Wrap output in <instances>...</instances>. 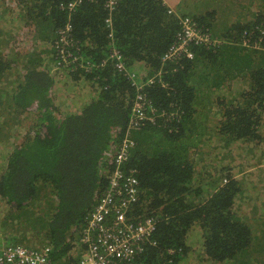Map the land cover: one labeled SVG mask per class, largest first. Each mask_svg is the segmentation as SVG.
Wrapping results in <instances>:
<instances>
[{
  "label": "trees",
  "instance_id": "16d2710c",
  "mask_svg": "<svg viewBox=\"0 0 264 264\" xmlns=\"http://www.w3.org/2000/svg\"><path fill=\"white\" fill-rule=\"evenodd\" d=\"M74 1L0 2V22L10 15L0 23V116L8 117L0 132L4 136L8 125L12 140L17 127L24 129L0 155V200L9 210L0 235L25 247L37 239L54 261H67L107 192L128 135V160L120 168L139 182L129 217L156 223L152 244L135 262L264 261V229L255 225L261 218L250 219L241 207L250 197L230 172L218 178L229 165L211 166L214 150L227 151L219 153L222 165L232 161L236 144L251 148L247 156L261 149L264 50L252 47L264 48V0H221L218 10L195 9L189 17L208 41L191 44V59L167 61L182 26L163 0H115L113 9L106 0H82L70 11ZM227 2L228 9L248 14L219 33L215 20ZM114 51L124 71L111 58ZM246 77L250 92L235 97L233 83ZM139 97L155 113L132 129Z\"/></svg>",
  "mask_w": 264,
  "mask_h": 264
},
{
  "label": "built area",
  "instance_id": "2783aa9c",
  "mask_svg": "<svg viewBox=\"0 0 264 264\" xmlns=\"http://www.w3.org/2000/svg\"><path fill=\"white\" fill-rule=\"evenodd\" d=\"M82 0L70 3L68 9L73 11ZM106 6L113 9L115 0H106ZM110 23V19L107 21ZM182 30L178 34L176 44L164 57V61L184 55L192 58L191 44L208 41L201 33L198 26L185 18L181 22ZM70 30L68 27L67 31ZM65 34V43H66ZM111 58L117 62L119 70L124 71L123 58L114 51ZM153 83V80H152ZM140 101L141 97L138 98ZM142 102V101H141ZM135 102L133 116L130 122L132 129H137L140 123L152 116L155 111L146 102ZM153 120V118L151 119ZM129 136L122 143L117 152L113 170L109 171V186L105 195L99 200L94 208L91 219L84 230V243L87 251L78 262L73 264H116L109 261L110 257L116 259L127 258L130 261L135 258L137 252L144 253L152 244L155 219H131V209L138 202L139 182L133 175H128L120 167L128 160L127 153L131 147ZM0 264H65L54 261L50 248L43 250H31L28 247L12 244L0 247ZM131 264H148L136 262Z\"/></svg>",
  "mask_w": 264,
  "mask_h": 264
},
{
  "label": "rangeland",
  "instance_id": "374dc122",
  "mask_svg": "<svg viewBox=\"0 0 264 264\" xmlns=\"http://www.w3.org/2000/svg\"><path fill=\"white\" fill-rule=\"evenodd\" d=\"M6 0H0V2H4ZM166 6L170 7L169 0H163ZM179 5L178 8L173 11V13L180 14L179 18L183 17H189L195 9H198L200 11L207 10V9H217L221 5V0L219 2H216L214 4H211L210 6H206L205 4H201L200 6H193L186 3V0H176ZM233 1H239L242 2L244 0H233ZM251 0H246L244 4L248 5L250 4ZM185 4V5H184ZM184 5V6H183ZM230 7L229 3L227 2V7L225 8V11H222L219 13L215 20V29L220 33V27H228L229 25L233 24V22L238 20H245L247 16V12L244 10H236V9H228ZM253 11L257 9V1H253ZM10 15H6L5 17H2L3 22H0L1 24H4V22L8 21V18ZM247 41V40H246ZM256 50H264V48L258 47H252ZM234 93L235 97H240L242 94L250 92L251 90V82L248 77L241 78L239 80H236L233 83ZM70 99V93L68 92L66 94V97L63 99L65 103H68ZM72 99V95H71ZM74 100V99H73ZM217 110V108H216ZM215 110V112H216ZM215 113L212 112L211 120H212V126L217 125V117L214 115ZM215 116V118H213ZM8 117L6 115L0 116V127L3 125V121L7 120ZM3 135L1 136L0 132V155L6 154L10 149H12L13 141H20V136L24 134V129L22 126L13 132L14 133V139L8 140L10 138V130L8 125H4V128H2ZM218 147V145L216 146ZM261 149L255 150V153H252L250 151V155L247 156L246 150L251 149L243 146L242 144H236L233 148L232 152V161L227 160L221 165L222 158L219 156V153L221 152L223 155L227 154V151L222 150H214V154H211V166L215 168V170L220 171L222 166L229 165L230 171H221L218 175L220 180L227 179L226 176H230L231 178L235 179L237 183L240 186H243V189L245 190V193L247 194L249 198V202H245L241 207L243 214H250V219L254 217L261 218V222L255 224L259 226V229H264V139L261 145L259 146ZM2 166H0L1 169ZM1 172V170H0ZM230 172V173H229ZM229 173V174H228ZM228 174V175H227ZM227 183L226 181L224 184ZM254 210V211H253ZM246 211V212H245ZM247 211H253V212H247ZM9 212L7 207L4 206V203L0 200V220L5 217V215ZM262 236V235H261ZM0 247L12 245L11 242H8L5 237L0 236ZM42 244L39 243L37 239L30 240L29 246H27L31 250H37L44 248L41 246ZM252 258V257H251ZM195 264H200L197 258V261L192 260ZM203 264H212L209 262H204ZM249 264H264V261L258 257H253L251 261H249Z\"/></svg>",
  "mask_w": 264,
  "mask_h": 264
},
{
  "label": "crops",
  "instance_id": "0c3cea01",
  "mask_svg": "<svg viewBox=\"0 0 264 264\" xmlns=\"http://www.w3.org/2000/svg\"><path fill=\"white\" fill-rule=\"evenodd\" d=\"M169 1H170L169 5L172 10H175L178 8V5L180 2L178 3L176 0H169ZM85 228L86 226H84L83 229H80L79 236L76 238V241H75L76 242L75 248L73 249L72 253H70L69 257L66 259L67 261H62L58 263H65V264L76 263L82 257V255L87 251V248L85 247V243H84V237H83ZM45 248L47 247H44L40 250H43Z\"/></svg>",
  "mask_w": 264,
  "mask_h": 264
},
{
  "label": "flooded vegetation",
  "instance_id": "af4514ba",
  "mask_svg": "<svg viewBox=\"0 0 264 264\" xmlns=\"http://www.w3.org/2000/svg\"><path fill=\"white\" fill-rule=\"evenodd\" d=\"M251 45H252V44H250V42L245 41L244 47H245V48H251ZM134 259H135V258H134ZM134 259L130 261V260L127 259V258L116 259V258H114V257H110V258H109V261L112 262V263H116V264H131V263H136V262H137V261L135 262Z\"/></svg>",
  "mask_w": 264,
  "mask_h": 264
},
{
  "label": "clouds",
  "instance_id": "9594fccd",
  "mask_svg": "<svg viewBox=\"0 0 264 264\" xmlns=\"http://www.w3.org/2000/svg\"><path fill=\"white\" fill-rule=\"evenodd\" d=\"M171 12L173 13L172 10H171ZM185 18H188V17H183V18H179V19H180V21L182 22V20L185 19ZM188 19L191 20L192 23H194V24H196V25L198 26V24L195 23L192 19H190V18H188ZM181 22H180V23H181ZM181 26H182V24H181ZM181 30H182V28H181ZM180 32H181V31H180ZM225 181H226V180H225ZM226 182H227V181H226Z\"/></svg>",
  "mask_w": 264,
  "mask_h": 264
}]
</instances>
